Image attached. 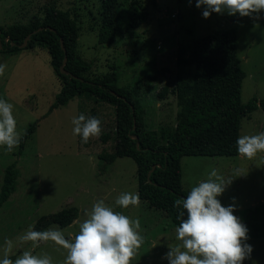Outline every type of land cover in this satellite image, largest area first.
I'll use <instances>...</instances> for the list:
<instances>
[{
    "label": "rangeland",
    "instance_id": "rangeland-1",
    "mask_svg": "<svg viewBox=\"0 0 264 264\" xmlns=\"http://www.w3.org/2000/svg\"><path fill=\"white\" fill-rule=\"evenodd\" d=\"M55 6L68 11L79 27L77 54L91 64L89 78L115 72L119 87H134L142 82L136 99L144 111L143 125L147 130L172 131L179 111L176 99L170 94L164 99L158 93L177 77L192 83L194 66L178 63L181 49L215 31L234 28L237 31L239 68L245 73L241 87V103L264 98V12L250 17L213 12L203 17L204 8L196 0H118L116 6L117 33L112 43H97L101 22L99 0H0V27L27 25L41 18L46 7ZM147 12L145 22L129 38V15L136 6ZM36 18V19H35ZM0 64L6 65L0 76V99L14 107L17 131L21 140L31 125L34 133L24 146L19 144L7 152L0 147V188L5 169L16 162L20 176L14 194L0 208V255L5 239H12L34 229L37 220L64 208L78 209V218L60 228L70 238L78 231L77 221L86 219L92 205L103 199L116 211L133 220L139 219L143 243L131 264H168L163 257L169 244H176L175 228L160 211L145 202L121 209L115 205L123 192L137 194L136 164L130 158L102 161L99 155L110 153L114 146V107L95 102L86 96L75 98L67 105L49 112L60 82L50 66L48 51L33 50L5 55ZM84 113L101 120L102 134L87 144L74 136L71 120ZM264 132V111L256 110L243 118L239 136ZM107 136L106 141L103 138ZM264 153L254 159L241 156L183 157L181 184L185 192L209 178L215 169L227 181L239 169L243 176L235 178L222 196L223 206L233 205L236 215L248 229L250 257L243 264H264ZM24 250L48 254L53 264H63L65 250L53 242H41L38 248L16 244L11 256L15 259Z\"/></svg>",
    "mask_w": 264,
    "mask_h": 264
},
{
    "label": "trees",
    "instance_id": "trees-1",
    "mask_svg": "<svg viewBox=\"0 0 264 264\" xmlns=\"http://www.w3.org/2000/svg\"><path fill=\"white\" fill-rule=\"evenodd\" d=\"M99 2L101 22L97 43L108 45L117 33L118 0ZM146 18L147 12L140 5L132 10L129 38L135 37V30ZM78 33L79 27L70 13L51 5L45 8L41 18L30 24L0 27V54L11 55L36 47L48 51L50 66L60 82L59 93L49 112L82 96L114 107L113 150L101 153L99 159L107 162L117 158L132 159L136 164L139 201L162 212L170 224L177 227L179 210L174 207V201L188 194L182 189L181 159L238 156L236 141L241 120L249 119L258 109L264 111V98L241 103L245 73L239 68L236 29L215 31L180 50L178 63L194 66L193 81L177 77L172 85L166 84L158 93V98L164 99L171 86L170 94L180 108L173 130L160 129L159 132L144 128V111L136 99L142 82L134 87H119L115 72L100 77L87 76L91 64L77 54ZM35 129V124L28 128L20 142L21 148ZM106 139L107 136L103 138ZM19 176L16 162L5 169L0 208L15 193ZM77 218V208H64L39 218L34 230L43 231L49 225L65 228Z\"/></svg>",
    "mask_w": 264,
    "mask_h": 264
},
{
    "label": "clouds",
    "instance_id": "clouds-1",
    "mask_svg": "<svg viewBox=\"0 0 264 264\" xmlns=\"http://www.w3.org/2000/svg\"><path fill=\"white\" fill-rule=\"evenodd\" d=\"M197 8H204L203 17L210 18L213 12L232 16L250 17L264 12V0H196ZM5 64H0V76ZM14 105L0 99V147L13 151L21 142L14 116ZM74 136L87 144L91 138L102 134L101 120L96 116L81 113L71 120ZM239 156L249 160L264 153V132L242 135L236 141ZM264 163V160L261 161ZM243 176L236 169L227 181L213 169L209 178L190 188L186 197L174 201L179 210V225L175 228L178 243L169 244L163 257L168 264H243L250 257L251 245L246 241L248 229L234 215L233 205L223 206L218 197L235 178ZM139 203V196L131 192L121 193L115 205L128 209ZM185 212L187 218L185 219ZM86 219L77 221L78 231L66 238L63 231L49 227L43 231L29 228L12 239H5L0 264H53L48 254H35L24 250L12 258L16 244L38 248L41 242H53L66 252L63 264H131V260L143 243L139 219L133 220L121 211H116L103 199L92 205Z\"/></svg>",
    "mask_w": 264,
    "mask_h": 264
},
{
    "label": "water",
    "instance_id": "water-1",
    "mask_svg": "<svg viewBox=\"0 0 264 264\" xmlns=\"http://www.w3.org/2000/svg\"><path fill=\"white\" fill-rule=\"evenodd\" d=\"M65 60H66V57L64 58V61H63V63L65 62ZM61 71L62 72H64V70H63V68L61 67Z\"/></svg>",
    "mask_w": 264,
    "mask_h": 264
}]
</instances>
